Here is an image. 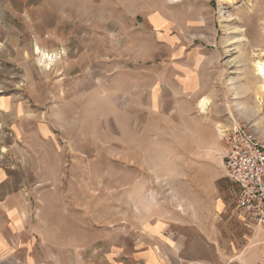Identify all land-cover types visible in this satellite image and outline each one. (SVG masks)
<instances>
[{
  "label": "rangeland",
  "instance_id": "rangeland-1",
  "mask_svg": "<svg viewBox=\"0 0 264 264\" xmlns=\"http://www.w3.org/2000/svg\"><path fill=\"white\" fill-rule=\"evenodd\" d=\"M1 1L21 12L0 21L3 264L133 259L150 220L143 190L163 182L141 180L156 157L140 148L123 91L151 62L206 78L223 163L222 130L233 119L264 140V0ZM45 1L56 14L39 35L26 12ZM187 136L181 146L193 142ZM158 199L171 208V196Z\"/></svg>",
  "mask_w": 264,
  "mask_h": 264
},
{
  "label": "crops",
  "instance_id": "crops-1",
  "mask_svg": "<svg viewBox=\"0 0 264 264\" xmlns=\"http://www.w3.org/2000/svg\"><path fill=\"white\" fill-rule=\"evenodd\" d=\"M2 4L0 21L21 18L19 9L12 6L9 13ZM26 13L40 35L56 11L45 1ZM112 21L109 33L116 29ZM181 65L151 62L140 72H130L132 80L123 91L126 107L139 117L140 148L146 157H156L151 164L155 172L141 173V180L163 182L162 189L143 190L150 220L140 234L138 252L124 264H264V226L237 207L238 186L216 156L221 123L213 114L216 102L207 101L209 84ZM180 134L193 142L181 146ZM165 194L173 198L168 209L158 199ZM2 245L0 238V264Z\"/></svg>",
  "mask_w": 264,
  "mask_h": 264
},
{
  "label": "built area",
  "instance_id": "built-area-1",
  "mask_svg": "<svg viewBox=\"0 0 264 264\" xmlns=\"http://www.w3.org/2000/svg\"><path fill=\"white\" fill-rule=\"evenodd\" d=\"M222 136L224 166L238 186L237 207L264 226V140L250 123L236 119L222 130Z\"/></svg>",
  "mask_w": 264,
  "mask_h": 264
},
{
  "label": "bare ground",
  "instance_id": "bare-ground-1",
  "mask_svg": "<svg viewBox=\"0 0 264 264\" xmlns=\"http://www.w3.org/2000/svg\"><path fill=\"white\" fill-rule=\"evenodd\" d=\"M258 74L264 75V62L257 63Z\"/></svg>",
  "mask_w": 264,
  "mask_h": 264
}]
</instances>
